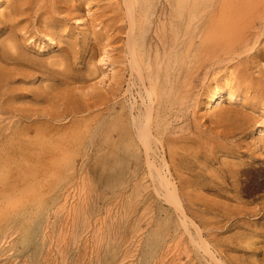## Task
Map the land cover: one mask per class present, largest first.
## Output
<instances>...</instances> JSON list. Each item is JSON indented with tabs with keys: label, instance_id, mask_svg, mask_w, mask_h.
<instances>
[{
	"label": "rangeland",
	"instance_id": "obj_1",
	"mask_svg": "<svg viewBox=\"0 0 264 264\" xmlns=\"http://www.w3.org/2000/svg\"><path fill=\"white\" fill-rule=\"evenodd\" d=\"M16 2L0 4V264H264V185L252 193V179L264 181V32L241 57L258 82L234 84L239 93H224L217 117L202 100L191 124L201 144L171 169L190 191L179 198L184 218L150 180L148 192L119 193L115 176L134 160L112 163L118 110L108 100L124 67L117 35L127 30L126 6L134 4L139 46L163 5L183 6L184 15L213 0ZM84 153L94 157L88 164ZM71 161L82 175L50 207L48 193ZM75 204L81 210L66 221Z\"/></svg>",
	"mask_w": 264,
	"mask_h": 264
},
{
	"label": "bare ground",
	"instance_id": "obj_2",
	"mask_svg": "<svg viewBox=\"0 0 264 264\" xmlns=\"http://www.w3.org/2000/svg\"><path fill=\"white\" fill-rule=\"evenodd\" d=\"M33 1L17 0L15 5L32 4ZM254 3L237 0L195 2L184 15L177 13L181 9L184 11L183 6L163 5L155 17L152 34L145 43L140 41L139 46L135 38L134 4L126 6L127 30L124 37L117 35V41H124L125 45V50L121 51L124 67L118 69L115 88L107 99L118 110L112 163L120 169L127 155L134 160L132 171H122L115 176L122 178L118 184L119 193L126 195L131 187L137 194L148 192L144 181L150 180L152 191L186 218L185 207L179 199L182 192L186 193L181 186L182 177L176 173L177 183L171 169H181L182 156L191 154L201 144L193 140L191 124L199 115L202 100L204 112L217 117L224 93H239L234 84L258 82L248 79L247 64L241 58L257 48L264 32V7ZM229 69L232 77L225 75ZM263 139L262 130L259 141ZM93 158L84 153L82 164H88ZM82 167L74 161L68 163L62 181L48 193L50 207L67 199L70 189L82 175ZM252 184L255 194L264 181L257 176ZM10 187L4 190L13 189ZM77 204L71 208L66 221L81 210L82 205ZM59 215L57 211L56 216ZM40 219L45 221L46 213H41ZM43 240L42 228L36 241Z\"/></svg>",
	"mask_w": 264,
	"mask_h": 264
}]
</instances>
